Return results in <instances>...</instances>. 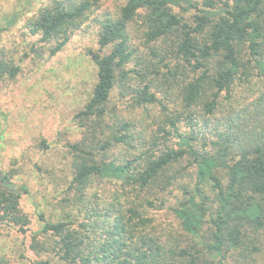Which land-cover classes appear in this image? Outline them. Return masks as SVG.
I'll use <instances>...</instances> for the list:
<instances>
[{
    "label": "trees",
    "instance_id": "obj_1",
    "mask_svg": "<svg viewBox=\"0 0 264 264\" xmlns=\"http://www.w3.org/2000/svg\"><path fill=\"white\" fill-rule=\"evenodd\" d=\"M104 1L39 0L23 24L45 61L78 31L98 45L85 50L96 81L63 183L51 169L61 197L40 215L33 264H258L264 0ZM12 57L0 55V81L19 73ZM17 164L0 170V230L26 235Z\"/></svg>",
    "mask_w": 264,
    "mask_h": 264
},
{
    "label": "rangeland",
    "instance_id": "obj_2",
    "mask_svg": "<svg viewBox=\"0 0 264 264\" xmlns=\"http://www.w3.org/2000/svg\"><path fill=\"white\" fill-rule=\"evenodd\" d=\"M37 1L0 0V52L5 50L0 55H14V64L20 67L15 78L0 81V170L10 169L15 159L23 168L24 173L14 181L30 187L21 205L32 220L26 235L13 225L1 228L0 264H33L38 260L36 251L28 246L41 230V213L50 217L55 197H61L51 169L55 168L56 180L63 183L69 171L66 144L81 136L74 114L84 106L96 81V68L85 52L88 47L98 49L90 33L76 32L66 48L50 60L45 61L47 55L37 57L32 50L34 41L24 36L23 25ZM118 3L122 0H105L103 5L113 9ZM43 138L49 145L47 152L39 147ZM48 257L57 260L53 253L42 255ZM258 264H264V252Z\"/></svg>",
    "mask_w": 264,
    "mask_h": 264
}]
</instances>
